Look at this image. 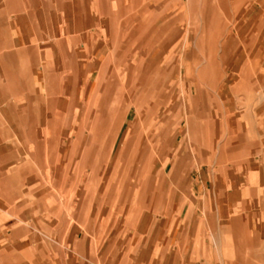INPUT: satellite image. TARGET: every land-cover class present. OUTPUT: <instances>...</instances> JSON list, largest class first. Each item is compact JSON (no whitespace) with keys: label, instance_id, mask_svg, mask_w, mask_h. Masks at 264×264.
<instances>
[{"label":"crops","instance_id":"1","mask_svg":"<svg viewBox=\"0 0 264 264\" xmlns=\"http://www.w3.org/2000/svg\"><path fill=\"white\" fill-rule=\"evenodd\" d=\"M111 6L106 0H0V264H264V0L247 11L254 17L246 20L243 29L258 22L260 35L236 38L239 45L253 48L238 49L231 57L230 53L220 79L214 74L209 80L215 91L208 96L214 95L221 126L220 134L213 128V145L207 139L208 128L205 139L194 138L191 132L184 153L171 155L169 170V164L158 163L149 171L146 159H141L133 170L142 178L140 186L133 184L129 195H116L125 203L138 199L139 220L133 232L121 234L120 226L113 225L101 237L99 219L104 210L100 205L111 196L94 194L97 210L93 207L90 212L95 218L75 220V224H70L65 206L53 205V189L67 188L69 183L62 180L69 169L62 144L69 135L63 129L58 132V127L77 122L78 114L71 122L68 119L69 110L78 108L70 102L77 101L78 93L90 92L88 98L96 106L94 141L100 140L105 122L102 93H107L109 108L118 96L113 97L117 66L109 74V65L98 63L100 58L112 51L124 58L119 65L126 78L144 77L140 62L146 58L135 60L134 52L146 49L149 27H137L146 31L147 39L138 37L135 42L130 24L122 38L107 40L104 29L114 21ZM166 15L160 13L152 22L156 33L148 53L157 50L165 41V30L177 24V17L166 21ZM187 43L178 61L189 52ZM250 55L263 56V61L252 65ZM128 58H133L132 68L126 72ZM155 61L159 85L164 69L159 56ZM189 90L192 93L184 92L181 103L187 121L207 110V90L198 86ZM173 97L172 89L167 102ZM140 99H131L118 120L115 141L134 110L130 124L134 133L120 155L140 140L139 156L148 158L149 140L156 133L152 142L156 155L164 160V145L159 143L166 130H174L172 121L166 129L160 113L165 94L158 92L156 108ZM138 103L147 116L138 118ZM150 108L156 118L148 117ZM174 112L173 107L171 120ZM205 123L208 127V119ZM150 124L151 138L145 132ZM178 137H172V147Z\"/></svg>","mask_w":264,"mask_h":264},{"label":"rangeland","instance_id":"2","mask_svg":"<svg viewBox=\"0 0 264 264\" xmlns=\"http://www.w3.org/2000/svg\"><path fill=\"white\" fill-rule=\"evenodd\" d=\"M104 1V0H103ZM108 4L111 3V17L112 27L104 29L107 40L120 39L126 29V26L131 25L129 30L133 32V39L135 42L138 37L142 39H149V44L145 46L146 49H136L134 52L135 60L139 57H145L142 60V74L144 77L133 75L130 79L121 73L123 66L119 63L124 59L117 57L112 51L106 52L98 63H106L109 65V74L116 70L115 75L116 83L113 86V97H116V102L111 103L109 108V99L107 93H102L101 113L102 120L105 121L100 126V141L92 140L93 136V123L96 106L91 101L90 92L85 91L84 94L78 93L76 95L77 101H71L70 105H78V108H71L69 110V121L73 120V116L77 122L75 124L68 123L58 127V132L63 129L69 135V141H63L62 153L68 155L69 169L67 173L63 174L62 180L68 181L67 188H54L53 189V205L61 204L69 212L68 217L70 224H75V220H92L95 215L91 213L94 207L97 210V205L93 203L95 195L111 196L100 205L104 210L103 216L99 219L102 223L101 237L109 232L113 225L120 226L121 234L125 232H133L134 225L139 217L136 215L137 206L136 200L134 202L121 201L116 198L129 195L130 188L133 184L140 186L142 178L133 172L135 166L141 164V159H146L149 171L152 170L158 163L169 164L168 170L171 167V155L180 157L184 152L183 147L187 143V136L192 132L193 137L205 139V128H208L207 139L210 145H213V128L215 126L216 133L220 134L221 126L219 124L220 114L215 109L213 96H208L209 93L215 89L211 87L209 80L212 75H217L218 80L221 77L223 68L226 64L228 56L230 57L237 52L238 49H244L249 52L253 48L252 44L239 45L237 36L243 38H251L252 36L260 35L261 28L252 22L248 28L244 29V23L247 19L253 18L254 14L247 13L253 6L260 4L261 0H106ZM167 14L166 21L172 20L177 17V24L175 27L165 30V41L159 45L157 50L148 53L147 48L151 47L152 39L156 33V29L152 28V22L159 14ZM140 25L144 28L148 26L146 31L137 29ZM206 27V28H205ZM247 27V26H246ZM168 31V32H167ZM114 34V36H113ZM235 39L229 45L223 44L226 39ZM185 42L189 52L185 54L183 61H178L182 55ZM136 46V43H134ZM259 44L256 48H259ZM187 50V51H188ZM140 53V54H139ZM163 55V56H162ZM159 56V65L163 67L164 73L162 74L159 85L156 83V57ZM246 57V56H245ZM133 58H128L124 65L126 72L132 68L129 64ZM251 64L256 61L262 62L263 56L249 58ZM175 61H178L177 63ZM92 63V60H87ZM105 66L107 68L108 66ZM257 66V64H256ZM179 71V74L176 71ZM136 70H134L135 72ZM98 73H95L93 79L96 80ZM120 75V76H119ZM182 79L184 81H182ZM209 83V86L206 85ZM112 84L114 82L111 81ZM183 83V84H182ZM182 86L184 90L182 89ZM189 86H198L201 90H207L204 99L206 101L207 110L204 111L202 117H197L194 114L190 121H187L186 115H182L183 95L185 93L191 94ZM120 89V90H119ZM175 91V97L170 102H167V93L170 90ZM132 90V91H130ZM142 90H147L142 92ZM119 91V92H118ZM162 91L165 94V103L161 107L160 113L163 117L166 129L169 127L174 128L173 132H165L164 140L160 141L159 147L164 145V160L156 155L157 146L152 140L156 137V133L152 136L151 124L145 132H148L149 140V156L148 158H141L142 144L140 140H136L132 144L131 150L127 153L124 152L120 155L126 146V143L134 133V128L130 124L134 118V110H131L126 123L124 124L118 141H115L117 133L119 132L118 119H121L124 108L130 104L133 99L141 97V102L147 101L148 105L156 108L157 94ZM215 91V90H214ZM220 93V87L216 92ZM118 92V94H117ZM214 93V92H213ZM208 96V97H207ZM242 96V94H241ZM142 97L144 99H142ZM216 98L217 94H216ZM132 99V100H131ZM242 102V99H241ZM210 104V106L208 104ZM85 105V106H84ZM114 105V106H113ZM243 105V104H242ZM174 107V116L171 120L170 114ZM213 107V108H212ZM141 106L138 103L137 116H147L146 112L140 110ZM150 108L148 117L156 118V111ZM211 111L213 116H211ZM75 112V114H74ZM110 115V117H109ZM121 115V116H120ZM208 119V127H206V120ZM154 122V120H153ZM214 123H217L214 125ZM116 124V125H115ZM153 124V123H152ZM139 125V123H138ZM137 125V126H138ZM104 126V127H103ZM103 128V129H102ZM116 128V129H115ZM141 129V128H140ZM105 130V131H104ZM117 130V131H116ZM178 134L179 137L172 147V137ZM215 139H219V136ZM114 137V138H113ZM113 138V139H112ZM104 139V140H103ZM114 141V142H113ZM108 147V148H107ZM58 145L54 142L53 150H57ZM183 152V153H182ZM120 155V156H119ZM86 157V159H85ZM85 159V160H84ZM195 160V156L193 158ZM187 162L184 165H188ZM161 165L157 166L159 169ZM149 177L151 173H147ZM59 177V174H56ZM55 180V175H54ZM53 180V182H55ZM150 181V179H149ZM111 182V185L110 183ZM78 186L80 187L78 189ZM109 186H112L109 190ZM168 191V190H166ZM145 200V198H144ZM149 200H147L148 202ZM145 202V201H144ZM135 206V207H134ZM99 207V206H98ZM130 211V212H129ZM133 212V213H132ZM81 215V216H80Z\"/></svg>","mask_w":264,"mask_h":264},{"label":"bare ground","instance_id":"3","mask_svg":"<svg viewBox=\"0 0 264 264\" xmlns=\"http://www.w3.org/2000/svg\"><path fill=\"white\" fill-rule=\"evenodd\" d=\"M205 28H206V27H205ZM107 89H108V88H107ZM103 94H104V96H105V93H103ZM94 102H95V101H94ZM101 103H102V102H101ZM113 106H114V105H113ZM99 107H100V106H99ZM124 113H125V112H124ZM120 116H121V115H120ZM122 116H123V115H122ZM124 116H125V115H124ZM109 117H110V115H109ZM100 120H101V119H100ZM104 120H105V119H104ZM104 120H102V121H104ZM118 120H120V119H118ZM118 120H117V121H118ZM100 123H101V122H100ZM102 123H103V122H102ZM117 124H118V123H117ZM104 125H106L105 122H104ZM115 125H116V124H115ZM101 127H102V126H101ZM103 127H104V126H103ZM102 129H103V128H102ZM115 129H116V128H115ZM104 131H105V130H104ZM116 131H117V130H116ZM99 135H100V134H99ZM113 138H114V137H113ZM113 138H112V139H113ZM99 139H100V138H99ZM114 139H115V138H114ZM92 140H93V139H92ZM103 140H104V139H103ZM99 141H100V140H99ZM113 142H114V141H113ZM107 148H108V147H107ZM85 159H86V157H85ZM85 159H84V160H85Z\"/></svg>","mask_w":264,"mask_h":264}]
</instances>
